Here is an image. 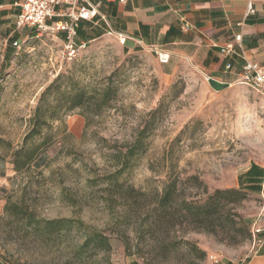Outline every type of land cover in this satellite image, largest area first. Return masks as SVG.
Here are the masks:
<instances>
[{"label": "rangeland", "instance_id": "rangeland-1", "mask_svg": "<svg viewBox=\"0 0 264 264\" xmlns=\"http://www.w3.org/2000/svg\"><path fill=\"white\" fill-rule=\"evenodd\" d=\"M165 65L173 73L102 31L69 62L58 36L0 34V264H239L252 254L264 189L241 178L264 168V98L236 81L215 89L187 58ZM36 118L40 132L25 140ZM144 127L142 152L110 183ZM19 149L36 156L15 171ZM168 177L175 194L161 206ZM226 189L243 196L196 215ZM33 219L74 223L56 236Z\"/></svg>", "mask_w": 264, "mask_h": 264}, {"label": "crops", "instance_id": "crops-1", "mask_svg": "<svg viewBox=\"0 0 264 264\" xmlns=\"http://www.w3.org/2000/svg\"><path fill=\"white\" fill-rule=\"evenodd\" d=\"M20 0H0V34L13 36ZM100 2V13L116 32L127 36V42L152 52L157 48L170 57L187 58L201 69L208 81L228 85L237 81L242 60L224 57L220 48L241 35V46L248 58L264 66V0H90ZM251 2L254 14L246 15ZM184 17L191 29H180ZM80 21L76 42L87 43L106 31L103 22ZM62 37V35H60ZM230 64V69L226 65ZM166 75L174 68L162 65ZM242 187L264 189V168L254 165L244 171ZM264 227L263 224H259ZM262 245L245 259L244 264H264V231L258 236ZM224 264V263H221ZM229 264V263H226Z\"/></svg>", "mask_w": 264, "mask_h": 264}, {"label": "built area", "instance_id": "built-area-1", "mask_svg": "<svg viewBox=\"0 0 264 264\" xmlns=\"http://www.w3.org/2000/svg\"><path fill=\"white\" fill-rule=\"evenodd\" d=\"M112 1V0H107ZM124 2L126 0H118ZM19 14L16 17L15 28H30L39 32H46L60 40V59L64 62L73 60L78 53L83 50L86 43H77L76 36L80 21H93L98 18L95 23L101 21L106 26L105 33L109 36L116 37L121 44L128 39L122 33L114 31L106 21L103 14L100 13L101 3H92L90 0H20L18 2ZM254 14L252 3L248 2L246 6V15ZM180 29L186 32L191 29L190 23L180 17ZM62 35V37H60ZM12 46L19 48L16 41ZM220 53L224 57H239L243 64L237 79V83L249 87L254 92L264 98V66L250 60L246 51L241 46V35L234 37V42L227 43L220 48ZM157 55L160 64L165 65L169 62L170 53L157 48L152 49ZM228 63L226 69H230ZM264 210L257 217L256 222L252 225V249L259 248L263 241L258 236L264 231ZM213 259V257H211ZM242 261L239 264H244Z\"/></svg>", "mask_w": 264, "mask_h": 264}, {"label": "trees", "instance_id": "trees-1", "mask_svg": "<svg viewBox=\"0 0 264 264\" xmlns=\"http://www.w3.org/2000/svg\"><path fill=\"white\" fill-rule=\"evenodd\" d=\"M221 87H223V85L217 84V88H221ZM108 92H109V89H104L102 91L97 92V96L101 99V103L98 105L99 108L101 104L103 105L108 104L110 100ZM81 99H82V96L75 97L74 103L69 107V109H72V108H75L81 105V102H80ZM37 120L38 119L36 118V123L34 127L29 131L28 135L25 137V140H28L29 138H33L34 136L39 134L40 124L38 123ZM145 131H146L145 127L142 128L138 132L136 137L127 145L126 151L123 153L124 155L123 156L124 161L122 163L123 166L120 169L116 170L115 173L110 177V180H109L110 183L114 185L120 184L119 180L121 179L123 174L126 172V170L129 168V163L142 152L143 146H144L143 138H144ZM35 152L36 151L24 153L22 149L17 150L14 153V161H13L15 171H19L20 169L28 165L30 162H32V160L36 156ZM175 188H176L175 181L171 180L168 177L164 181L162 198L158 204L161 206L169 205L172 201L171 200L172 196L175 194ZM130 189L133 192H136L135 189L133 188H130ZM242 196L243 194L241 193L240 190H235V189L215 190L214 193L208 198V200L203 205L196 207V215L200 216L201 214H204L207 210H211L213 208L219 207L222 202H227L231 200V198L233 197L242 198ZM5 211L6 212L11 211V205L9 203H6ZM14 214L19 215V214H24V213L20 209V211L14 212ZM25 215L27 216L29 221L32 220V217L30 214L25 213ZM33 220L34 222H36V225L38 227L41 224V228L43 230L49 232V234L50 233L55 234L56 236H58V234L61 231L71 228L74 223L73 220H69V219H58V220H52V221H46V220L35 221V219ZM92 238H93V243L95 246H105V247L108 246V241L105 237L94 233ZM88 245H89V240H86L84 243V246H88ZM202 254L204 255L205 253H202Z\"/></svg>", "mask_w": 264, "mask_h": 264}, {"label": "water", "instance_id": "water-1", "mask_svg": "<svg viewBox=\"0 0 264 264\" xmlns=\"http://www.w3.org/2000/svg\"><path fill=\"white\" fill-rule=\"evenodd\" d=\"M209 83L216 89V86H215V82L214 81L209 80ZM224 86H227V85H224Z\"/></svg>", "mask_w": 264, "mask_h": 264}]
</instances>
